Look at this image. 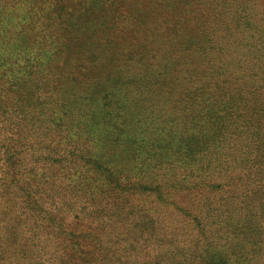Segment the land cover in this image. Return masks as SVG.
<instances>
[{"label":"rangeland","instance_id":"obj_1","mask_svg":"<svg viewBox=\"0 0 264 264\" xmlns=\"http://www.w3.org/2000/svg\"><path fill=\"white\" fill-rule=\"evenodd\" d=\"M217 4L218 0H0V61L15 56L16 75H25L21 82L15 78L14 85L0 82V118L2 108H12L13 128L41 142L93 136L98 145L94 151L105 148L106 158L118 156L121 165L132 170L136 189H130V197L133 192H138L136 198L153 193L151 186L158 184L178 198L174 174L179 176L202 150L213 147L212 138L222 125L223 116L218 115L227 99L225 90L240 98L250 90L252 95L261 83L259 71L254 81L248 78L264 59V29L250 32L245 17L247 29L228 36L227 21L218 19L226 10ZM236 15L239 19L242 11ZM26 23L31 29L24 27ZM44 34L50 36L45 40ZM226 40L228 50L219 53ZM193 68L199 79L188 80ZM61 73L65 87L56 91L52 81ZM57 93L65 96L60 108ZM114 100L117 111L130 109L128 131L123 124L120 129L119 123L111 126L117 119L106 115V106ZM93 119L105 121L104 126L93 132ZM112 132L117 141L110 144ZM162 162L168 167L159 172L155 166ZM112 198L122 199L119 193ZM129 227L115 225V236L120 233L119 238L127 239V264H168L173 257L195 255L193 227L166 230L162 241L150 239L157 237L154 231L153 235ZM150 255L164 262L149 261Z\"/></svg>","mask_w":264,"mask_h":264},{"label":"trees","instance_id":"obj_2","mask_svg":"<svg viewBox=\"0 0 264 264\" xmlns=\"http://www.w3.org/2000/svg\"><path fill=\"white\" fill-rule=\"evenodd\" d=\"M221 4L226 11L218 19L227 21L228 36L247 29L245 17L250 32L264 29V0H218V8ZM239 10L242 17L237 19ZM24 27L31 29L27 23ZM229 45L228 40L219 45V53H226ZM17 65L15 56L2 58L0 82L23 81L25 75H16ZM257 71L261 83L252 95L251 90L240 98L229 89L223 93L227 99L219 108L222 125L212 138L213 147L202 150L179 176L174 174L178 198L158 184L151 186L153 193L136 198L138 192H133L130 197V189H136L132 170L124 168L118 156L106 158L105 148L94 151L98 145L93 136L83 141L79 135L50 143L31 140L13 128L15 110L2 108L0 264H127V239L119 238L120 233L115 236L116 224L153 235L154 231L157 237L150 239L161 241L166 230L193 227L195 255L173 257L168 264H264V59L248 81H254ZM198 75L193 68L187 79H199ZM59 77L52 81L56 91L66 83L62 73ZM55 99L60 108L65 96L57 93ZM115 103L106 106V115L117 119L111 126L119 123L120 129L123 124L128 131L130 109L117 111L118 100ZM91 123L94 132L105 121ZM108 139L115 143L116 133ZM114 162L120 169L112 168ZM162 164L155 166L159 172L168 167ZM113 193L122 199L112 198ZM116 243L123 249L113 248Z\"/></svg>","mask_w":264,"mask_h":264}]
</instances>
